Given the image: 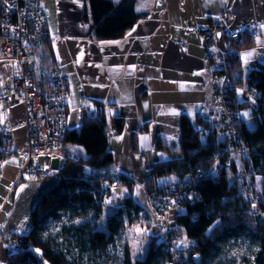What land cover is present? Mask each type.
Masks as SVG:
<instances>
[{
  "label": "crops",
  "instance_id": "0c3cea01",
  "mask_svg": "<svg viewBox=\"0 0 264 264\" xmlns=\"http://www.w3.org/2000/svg\"><path fill=\"white\" fill-rule=\"evenodd\" d=\"M40 1L49 61L60 62L68 85L69 132L78 131L86 118L100 113L105 116L111 134L108 148L113 154V162L105 171L111 175L108 181H118L107 199L122 188L124 198L132 195L141 205L134 193L146 196L145 176L153 164L177 157L171 151L178 145L181 118L188 117L195 124V117L200 116L216 123L220 108L208 80L211 74L223 70L224 57L232 51L234 41L227 37L228 32H244L242 39L252 42L238 51L243 81L264 66V0H109L120 13L145 15L123 38L111 41L92 39L88 0ZM210 26L215 29L212 40L206 42L200 32ZM20 73L17 64L0 62V125L13 136V153L0 174V179L4 175L8 183L2 207L11 200L3 219L11 210L16 184L27 179L33 166L25 108L15 86ZM235 95L238 104L248 106L238 112L251 129L255 94L244 82ZM247 109L254 112L244 118L242 113ZM83 110L86 117L81 115ZM246 119H251L250 126ZM116 120L122 121L120 134L115 129ZM64 152L68 157L85 156L81 146L69 142ZM64 161L58 159L50 170L55 172ZM160 181L166 184L178 179L168 176ZM113 203L108 205L114 207ZM2 244L0 241L4 263L9 251Z\"/></svg>",
  "mask_w": 264,
  "mask_h": 264
},
{
  "label": "trees",
  "instance_id": "16d2710c",
  "mask_svg": "<svg viewBox=\"0 0 264 264\" xmlns=\"http://www.w3.org/2000/svg\"><path fill=\"white\" fill-rule=\"evenodd\" d=\"M88 5L93 25L92 39L96 41L121 39L138 20L145 17L142 13H120L109 0H88ZM242 38L234 41L232 51L224 57L223 69L233 87L227 97L232 107L243 110L248 106L245 103H237L235 90L241 88L245 82L247 88L255 94L256 109L251 117L254 126L249 129L241 119L238 133L247 147L244 157L246 171L254 178H264V66L251 72L247 80L243 81L238 51L250 46L252 42ZM46 45L34 49L32 54L34 69L31 76L40 91L49 87L47 71L50 63ZM194 121L195 124L188 117L181 118L178 145L171 151V154L177 157L153 164L147 174L149 179L144 182L146 193L157 192L164 186L160 181L162 178L175 176L178 181H183L198 169L208 168L213 164L223 145L215 124L200 116H196ZM201 128L208 130L203 137L198 133ZM115 129L118 134L121 133V120H116ZM107 135L108 127L103 113L86 118L78 131L68 132L66 142L81 146L85 156L67 158L62 167L51 175L61 176L60 185L44 197L33 217V233L28 239L22 240L18 249L15 247L16 249L6 256L5 264H86L81 263L83 255L104 254L111 244L114 246L115 255L108 264H149L152 261V254L156 250L154 238L150 239L149 251L144 259L133 258L128 241L119 243V236L126 233L125 223L115 220V214L121 209L108 216L107 233L72 223L62 227V232L67 236L65 249L56 244V241H41L36 236L38 223L46 214L58 218V211H68L74 214L71 220L85 216L88 210L94 211L98 216L103 215L106 205L101 203L98 189L103 182L111 179L110 173L105 169L113 162ZM226 157L228 153L219 158L218 163L223 165ZM232 168L235 170L236 165L232 164ZM28 181H38V177L21 179L15 188ZM195 190L192 200H186L181 207L184 213L175 216V225L171 232L175 236L184 235L192 241L188 253L197 254L198 260L208 264L218 241L239 231H246L258 248L251 264H264V216L249 214V203L240 190L236 177L231 178L222 169L217 174L199 181ZM258 195L260 208L264 211V182ZM124 203L135 214L143 210L144 215L149 218L147 210L134 202L132 195L124 198ZM127 223L130 225V222ZM176 251L179 256L185 255V250ZM168 259L169 255L167 261ZM198 260L192 264H199Z\"/></svg>",
  "mask_w": 264,
  "mask_h": 264
},
{
  "label": "built area",
  "instance_id": "2783aa9c",
  "mask_svg": "<svg viewBox=\"0 0 264 264\" xmlns=\"http://www.w3.org/2000/svg\"><path fill=\"white\" fill-rule=\"evenodd\" d=\"M214 29V26H210L200 32L204 41L210 42L212 40ZM244 34V32H228L227 37L232 41H237ZM47 42V26L40 0H0V61L6 58L20 67V77L15 81V86L19 89L20 99L25 106L29 158L33 161V166L26 177H38V181L51 177L54 172L50 169L58 159L66 160L69 158L64 152V145L69 132L67 126L69 91L67 81L61 71L60 62L51 60L47 71L49 87L44 91L38 89L31 76L34 63L33 55L30 53L34 49L43 47ZM208 88L215 104L220 108L215 127L220 141L223 143L221 151L215 156V161L208 168L198 169L183 181L168 182L157 192L146 193V210L149 215L159 220H164L167 213L172 210L181 209L186 200L190 202L196 192L195 187L198 182L209 175L217 174L222 169L231 178L236 177L240 190L249 203V214L264 216L254 183L255 178L245 169L244 157L247 153V147L238 133L241 118L238 110L229 104L227 94L233 90V87L229 83L224 69L210 75ZM81 115L86 117L87 111L83 110ZM207 132V129L201 128L198 133L203 137ZM12 144L11 132L0 125V174L5 160L13 153ZM226 153H228V157L225 158L224 164H219V158ZM40 157L44 158V165L47 170L38 169ZM71 158L75 159V157ZM232 164L236 165L235 170H233ZM148 179V175L145 176V180ZM117 185V180L100 185L98 194L102 204H105L107 195ZM166 227L168 226L166 225ZM12 242L17 248L22 240L15 238ZM191 244L192 241L188 240V249L185 250V255L179 256L169 243L167 246L169 259L166 264H192L196 262L199 256L188 253Z\"/></svg>",
  "mask_w": 264,
  "mask_h": 264
},
{
  "label": "rangeland",
  "instance_id": "374dc122",
  "mask_svg": "<svg viewBox=\"0 0 264 264\" xmlns=\"http://www.w3.org/2000/svg\"><path fill=\"white\" fill-rule=\"evenodd\" d=\"M30 54H33V51ZM4 60L8 59L3 58L1 61ZM49 63H51V61H49ZM253 112L254 111L252 109H247L242 113V115L244 118H246L247 116H251ZM245 113H247V115H245ZM245 122L248 124V126H250L251 119H246ZM62 162L63 161L61 160V163ZM38 169L47 170L44 165L43 157L39 158L38 160ZM5 179L6 178H4V175H2L0 179V227L4 221V214L11 202L10 200V202L6 206L2 207L3 197L5 196L8 189V183L5 182ZM263 182L264 178H255L254 183L257 188V192L260 191ZM124 194L125 191L122 188L114 190L112 196H110L109 199L106 198V206L104 207V212L101 216H98L92 210H88L85 216L77 217L74 220H71V218L74 217V214L68 211H58V218L49 217L46 214L41 217L38 223L36 236L41 241H56V244L60 245L62 249H65V247L67 246L65 242L67 236L62 232V227L72 223L76 226L86 225L92 230H99L107 233L108 216L116 210L121 209L115 214V220L122 224L125 223L124 226L126 233L125 235L119 236V243L122 244L125 240L128 241L134 259H144L146 257V254L149 251L151 237L155 239L156 250L152 254V261H150L149 264H166L169 251V248L167 246L169 245V243L175 250L188 249V239L184 235L175 236L171 233L172 228L175 225V216L183 214L184 209L172 210L171 212L167 213L164 220H159L152 215H150V218H147L144 215L143 210H140L135 214V212H133L125 205L123 201V198L125 196ZM134 197L138 198L137 200H139L140 202H143L140 206L145 209V196L142 197V195H140V192H135ZM108 202H114L113 204L116 205H114V207H111L110 205H108ZM127 222H130V225ZM145 224H150V226L147 227L145 226ZM166 225L168 227H166ZM0 241L1 243H3L2 245L4 247L8 248L9 253L16 249V246L13 245L11 241L4 242L1 240V238ZM257 251L258 248L249 234L246 231H239L216 243V248L211 253L208 264H251ZM74 253L76 254L75 250ZM114 255L115 249L111 244L107 247L104 254L83 255L81 263L108 264V262L114 257ZM198 262L199 264L207 263L201 260H198ZM0 264L5 263L1 262L0 259ZM26 264L30 263L27 262Z\"/></svg>",
  "mask_w": 264,
  "mask_h": 264
},
{
  "label": "water",
  "instance_id": "95a60500",
  "mask_svg": "<svg viewBox=\"0 0 264 264\" xmlns=\"http://www.w3.org/2000/svg\"><path fill=\"white\" fill-rule=\"evenodd\" d=\"M110 138L111 134H108V145ZM60 183L61 176L54 174L52 177L41 181H28L19 184L14 190L11 210L0 227L1 240L8 242L13 237L20 240L28 239L34 231V214L44 197L53 192Z\"/></svg>",
  "mask_w": 264,
  "mask_h": 264
},
{
  "label": "snow or ice",
  "instance_id": "6c2138e0",
  "mask_svg": "<svg viewBox=\"0 0 264 264\" xmlns=\"http://www.w3.org/2000/svg\"><path fill=\"white\" fill-rule=\"evenodd\" d=\"M262 27H264V26H262ZM217 35H219V34H217ZM245 115H247V113H245ZM22 190V189H21ZM255 207V206H254ZM38 251V250H37Z\"/></svg>",
  "mask_w": 264,
  "mask_h": 264
}]
</instances>
